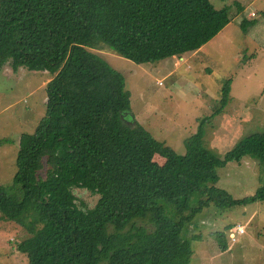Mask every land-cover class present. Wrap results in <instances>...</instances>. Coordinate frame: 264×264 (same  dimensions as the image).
Segmentation results:
<instances>
[{"label": "trees", "instance_id": "16d2710c", "mask_svg": "<svg viewBox=\"0 0 264 264\" xmlns=\"http://www.w3.org/2000/svg\"><path fill=\"white\" fill-rule=\"evenodd\" d=\"M231 9L212 0H0V69L53 76L46 116L20 139L12 187L0 185V210L27 234L15 251L28 264H190L183 233L203 207L186 214L194 193L221 208L264 202V185L244 198L202 187L229 163L263 162L264 132L218 158L202 146L205 118L178 154L131 123L125 76L88 51L103 44L137 65L195 53L242 12ZM252 24L244 19L239 27L245 34ZM230 88L231 79L210 117ZM75 189L98 201L78 204ZM215 236L226 252V235Z\"/></svg>", "mask_w": 264, "mask_h": 264}, {"label": "rangeland", "instance_id": "374dc122", "mask_svg": "<svg viewBox=\"0 0 264 264\" xmlns=\"http://www.w3.org/2000/svg\"><path fill=\"white\" fill-rule=\"evenodd\" d=\"M212 4L216 9L229 6L235 14L241 7L242 12L234 15L220 37L207 43L201 54L137 65L103 44L88 51L125 76L132 96L131 123L138 122L153 138L184 154L186 140L197 133L206 118L202 146L223 158L240 141L264 132V0H212ZM244 19L253 23L245 34L239 27ZM9 69L8 65L0 69V185L7 188L12 187L17 171L21 137L34 134L46 116V85L53 78L48 72L22 69L25 74L21 72L14 79ZM229 79V100L210 117L220 105L222 88ZM153 162L162 166L165 159L155 155ZM41 174L44 176L45 170ZM263 185L264 161L245 158L217 169L216 178L202 187L220 188L235 198H244L254 196ZM74 193L76 202L88 207L99 198L86 189H75ZM208 197L194 193L186 212L203 206L196 209L188 233H183L193 249L190 264H264V202L221 208L214 202L206 203ZM164 207L166 215L173 218V207ZM238 228L243 235L236 233ZM218 232L226 235V252L216 241ZM232 233H236L235 240L230 241ZM26 238L25 231L0 210V264H28L26 256L15 251L16 244Z\"/></svg>", "mask_w": 264, "mask_h": 264}, {"label": "water", "instance_id": "95a60500", "mask_svg": "<svg viewBox=\"0 0 264 264\" xmlns=\"http://www.w3.org/2000/svg\"><path fill=\"white\" fill-rule=\"evenodd\" d=\"M9 72H10V74H11L12 76H14V79H15V78H19V77H20L21 72H23V74H25L26 71H24V70H22V69H18V71H17L16 73H13V72L11 71V69H9ZM14 79H13V80H14ZM13 80H12V81H13ZM12 81H9V82H12Z\"/></svg>", "mask_w": 264, "mask_h": 264}, {"label": "built area", "instance_id": "2783aa9c", "mask_svg": "<svg viewBox=\"0 0 264 264\" xmlns=\"http://www.w3.org/2000/svg\"><path fill=\"white\" fill-rule=\"evenodd\" d=\"M236 233L239 234V235H243L244 234V232L240 228H238V231L236 230ZM236 233H232L230 235V240H235V234Z\"/></svg>", "mask_w": 264, "mask_h": 264}, {"label": "crops", "instance_id": "0c3cea01", "mask_svg": "<svg viewBox=\"0 0 264 264\" xmlns=\"http://www.w3.org/2000/svg\"><path fill=\"white\" fill-rule=\"evenodd\" d=\"M227 26H228V25H227ZM227 26H226V27H227ZM226 27H225V28H226ZM225 28H224V29H225ZM224 29H223V30H224ZM223 30H222V31H223ZM222 31H221V32H222ZM221 32L217 35V37H220ZM205 46H207V45H205ZM205 46H204L202 49H200L198 52H195V55H197V54H201V52L204 50Z\"/></svg>", "mask_w": 264, "mask_h": 264}]
</instances>
